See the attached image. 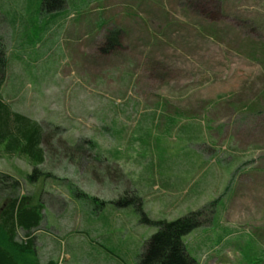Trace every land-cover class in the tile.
<instances>
[{
	"label": "rangeland",
	"instance_id": "374dc122",
	"mask_svg": "<svg viewBox=\"0 0 264 264\" xmlns=\"http://www.w3.org/2000/svg\"><path fill=\"white\" fill-rule=\"evenodd\" d=\"M0 103L42 130L39 165L0 140L41 264H138L193 212L195 264H264V0H0Z\"/></svg>",
	"mask_w": 264,
	"mask_h": 264
},
{
	"label": "trees",
	"instance_id": "16d2710c",
	"mask_svg": "<svg viewBox=\"0 0 264 264\" xmlns=\"http://www.w3.org/2000/svg\"><path fill=\"white\" fill-rule=\"evenodd\" d=\"M106 39L108 44L112 43V37ZM7 138L14 143V146L9 145L10 150L28 156L36 165L42 163L44 149L40 126L23 114L10 112L0 103V140ZM0 178L3 179L0 182L6 183L12 177L1 174ZM15 183L18 187L20 182ZM17 187L12 185L4 201H0V264H41L36 256L34 236L43 219V207L31 204L28 197H20ZM143 221L158 231L146 241L138 264H195L183 241L187 233L200 225L194 212L170 222Z\"/></svg>",
	"mask_w": 264,
	"mask_h": 264
},
{
	"label": "crops",
	"instance_id": "0c3cea01",
	"mask_svg": "<svg viewBox=\"0 0 264 264\" xmlns=\"http://www.w3.org/2000/svg\"><path fill=\"white\" fill-rule=\"evenodd\" d=\"M264 169V168H263ZM261 175H264L263 173H260ZM259 178V177H258ZM263 179V181H262V183H263V190H262V193L261 194H263L264 195V178H261L260 179V181ZM260 181H258V179L256 180V182L255 183H253L252 185H255V184H257L258 182L260 183ZM236 195H238V190H237V194ZM252 196L250 195V192H249V194H248V196H247V200L248 201H252ZM263 199V198H262ZM264 203V202H263ZM263 214H264V212H262ZM263 224H264V222H263Z\"/></svg>",
	"mask_w": 264,
	"mask_h": 264
}]
</instances>
